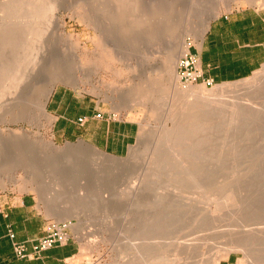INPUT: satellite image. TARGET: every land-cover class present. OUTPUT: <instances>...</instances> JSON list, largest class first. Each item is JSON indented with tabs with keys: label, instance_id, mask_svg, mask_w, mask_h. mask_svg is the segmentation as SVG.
<instances>
[{
	"label": "rangeland",
	"instance_id": "rangeland-1",
	"mask_svg": "<svg viewBox=\"0 0 264 264\" xmlns=\"http://www.w3.org/2000/svg\"><path fill=\"white\" fill-rule=\"evenodd\" d=\"M55 1L58 6L53 15L55 18L44 23L47 24L44 28L46 35L40 37V40L41 43L44 42V47L49 48L48 56L46 52L47 58H57V61L53 58L51 64L54 60L55 62L51 67L57 65L55 70L58 72L52 70L51 74L50 70V76L59 75L61 79L51 91L45 110L41 108L38 99L50 87V83L43 81L41 76V72H47L51 68L50 62L37 65L39 74L36 79L23 81L18 89H12L10 86L11 89L8 90L7 87V91L5 90L8 82H12L4 72L8 74V69L12 70L10 68L15 60L26 51L20 47L23 42L22 32H26L20 23L26 19L27 13L20 12L16 19L13 18L10 25L13 27L14 24L15 28H8L0 22V130H3L5 135V138L0 135V202L5 195H29L37 202L38 210L51 221L72 223L73 238L81 242L89 264H164L160 261L167 257H171L172 263L174 259L173 264H202L200 261L203 258V264H217L230 254L239 258V264H264V238L255 239V236L249 237L246 232H242L247 227L242 226L244 223L248 225V229L249 226L253 228L255 222L262 224L259 227H264V66L243 80L218 82L213 87H206L202 82L193 84L198 92L204 88L207 97L212 95V98L218 97V85H225L226 88L229 85L230 88L234 87L235 94L241 97L242 102L253 104L263 111L262 113L258 110L260 113H255L257 109L252 105L251 111H243L245 113L239 117L241 120L237 118L238 120L233 122L227 119V113L204 117L206 111L201 109L204 107L201 106L202 99H196L197 96H200V99L202 95H185V89L189 85H184L178 75L180 59L201 41L202 31L208 21L210 25L216 17L238 7L250 5L263 8L264 0H219L217 4L213 3L215 0ZM215 9L218 13L216 17L213 16ZM19 15L20 18L23 17L22 20ZM139 23L142 27L136 30ZM1 26L7 27L8 30ZM155 33L158 36L154 40L152 36ZM36 42H32L30 47L33 48ZM18 45L20 46L17 48ZM4 90L6 93L3 94ZM56 91H66L76 101L84 102L88 106L99 104L103 113L112 120L128 119L137 122L139 134L129 154L116 157L82 140L56 138L54 118L47 108L51 96ZM203 95L206 96L205 92ZM187 100L191 101L188 103ZM253 107L256 109L254 112ZM253 113L256 116L257 113L262 114L261 118L253 117ZM198 125L205 126L208 131L199 132ZM182 129L185 130V135ZM15 131L32 140H43V143L30 147L28 139L13 137ZM189 131L197 137H189ZM187 133V137L192 139L191 142L201 138L202 143L198 141V149H205H197V152L207 155L204 159L205 165L200 163L204 166L201 167L203 173L207 172L205 176L210 178L206 177L209 184L205 185L201 170L200 174H196L200 181L196 177L198 183L194 184L196 187L200 186L201 190L195 189L193 185L189 187L190 182L180 187V191L184 187V195L186 193L188 198L192 196L193 199V195L196 197L199 194L196 198H200L201 203L198 202L200 199L195 198L199 206L195 204L197 208L203 209L196 210L195 207L194 212L187 213V210L186 214L183 209L179 210L174 205L150 208L156 193H166L170 185L165 188L166 192L159 187L168 180L178 178L177 175H180L179 172H183V169L185 171V168L178 169V166L175 168L170 165V162L174 161V155L169 148L174 146L178 135L181 136L182 142L188 143L183 140ZM205 137L207 140L203 144L202 138L205 140ZM196 141L194 145H190L189 141L188 145L195 147ZM184 143H181L182 148L186 145ZM81 144L82 149L80 153H75L74 159V155L66 154L68 146L76 148ZM154 150H157L156 154L161 157V162L160 158L154 157ZM190 161L192 164L193 160ZM157 162H160L159 165L167 164L169 168L165 166L160 170L161 167L158 166L159 170L155 172L154 167L149 164L155 166ZM189 162L187 165L191 166ZM94 163H100L101 168H94ZM113 164L117 170L111 168ZM152 171L155 172L154 175ZM104 173L105 181L97 182ZM185 174L188 176L189 173H181L179 178ZM191 176L187 177L189 181L195 179ZM199 182L203 183V188ZM174 187L172 191L169 190L171 194L174 193ZM204 188L206 189L203 190ZM95 189L101 192L98 198L92 196ZM190 193L192 194L189 195ZM224 197H227L226 200L232 198L231 202L234 201L235 204L232 205L230 199L226 201ZM73 204L85 209L82 217L78 214L65 215V210ZM244 204L246 206L243 207ZM92 207L94 211L91 212L89 209ZM176 210L185 215L178 217L173 226H169L171 220L166 218L158 227L153 222V230L146 229V225L147 228L153 227L152 222H147L148 212L170 214ZM200 210L204 213L209 210L207 215L211 218L201 212L202 219L198 212ZM247 218L251 219L250 222ZM243 221L245 222L242 223ZM240 225L244 228H240ZM186 235H189V238L198 236L196 243L199 249L195 253V261V257L187 258L186 261L184 255L176 254L177 242L183 241L182 238ZM246 236L252 241L246 240ZM247 241L250 244L244 245ZM143 242L150 243L154 250H151V255H147L150 252L148 251L144 257L138 258L133 248L141 247ZM157 244H160L162 249H157ZM176 255L180 256V259ZM259 256L261 259L257 261Z\"/></svg>",
	"mask_w": 264,
	"mask_h": 264
},
{
	"label": "crops",
	"instance_id": "crops-1",
	"mask_svg": "<svg viewBox=\"0 0 264 264\" xmlns=\"http://www.w3.org/2000/svg\"><path fill=\"white\" fill-rule=\"evenodd\" d=\"M191 51L199 57L204 77L215 83L252 76L264 66V7H238L216 17ZM47 108L54 118L56 138L82 140L112 156L128 155L139 134L137 122L112 120L99 104L88 106L66 91L54 92ZM99 113L102 117L97 116ZM37 206L29 195L3 197L0 202V264H89L77 238L45 251L39 258L16 257L11 233L17 241L29 245L45 236L51 219ZM217 264H239V258L230 254Z\"/></svg>",
	"mask_w": 264,
	"mask_h": 264
},
{
	"label": "bare ground",
	"instance_id": "bare-ground-1",
	"mask_svg": "<svg viewBox=\"0 0 264 264\" xmlns=\"http://www.w3.org/2000/svg\"><path fill=\"white\" fill-rule=\"evenodd\" d=\"M211 1V0H210ZM58 2H59V0H58ZM219 2V0H215L213 3L214 4H217ZM60 3V2H59ZM212 6V5H211ZM215 6V5H214ZM58 6H57V3H56V1L54 2V0H0V13H2V15H3V17H2V15L0 16V22L3 24V25H5V26H8V28H9V26H11L10 25V23H12L13 21V18H15L16 19V15H18V14H20V12H24L25 14H26V16H25V14H23L24 16H25V20L24 21H22L23 23H20V24H22V28H23V30L25 31L26 30V32H22L23 34V40H22V38H20V37H18V38H20L23 42H21V46L20 45H18L17 46V48L20 46V47H23L22 49H26V51H25V53L20 57H18L16 60H15V62L12 64L13 65V67L11 66V68L10 69H12V70H9L8 69V71H10V72H8V74H6L5 72H4V74H5V76H7L10 80H11V82H12V84L10 83V82H8V85L6 86V88H5V90L7 91V87H8V90H9V88H10V86H11V88L13 89H18V87H19V85L23 82V81H30L31 79H36V76L39 74H37V65L38 66H41V64H44L45 62H50V66L49 67H51V65L55 62V60H54V62L51 64V61L53 60V54L51 55L53 58H47V56H48V51H47V49H49L47 46H45L44 47V45H43V43H41V38L40 37H43V35H46L45 33L46 32H44V28H45V26L47 25V24H45L44 25V23H46L47 21H49L50 22V19H53V15H54V12L56 11V8H57ZM212 8V7H211ZM58 9V8H57ZM215 11H216V9H215ZM214 13V12H213ZM5 14V15H4ZM213 15V14H212ZM218 15V13H217V11L214 13V15L213 16H217ZM19 18H20V15H19ZM23 18V17H22ZM22 18H20L21 20H22ZM55 18V17H54ZM119 19V18H118ZM0 23V24H1ZM138 24V23H137ZM140 25H138V26H136V30H138V29H140L141 27H142V25H141V23H139ZM142 24H144V23H142ZM4 26V27H5ZM15 25L13 24V27H14ZM48 26H49V23H48ZM2 28H4L3 26H1ZM12 27V26H11ZM10 27V29L11 30H13L12 28ZM16 27H17V25H16ZM208 27H209V21L207 22V24H206V27H205V29H204V31H202L203 33H202V35H201V38H203V36H204V34L206 33V31H207V29H208ZM15 28V27H14ZM19 28V27H18ZM5 29H7V27H5ZM47 29V28H46ZM8 30V29H7ZM16 31H18L19 32V30L17 29ZM3 33V32H2ZM6 34H7V32H5ZM14 33V32H13ZM20 33V32H19ZM12 33H10V35H11ZM17 34V33H16ZM14 35V34H13ZM21 34H19V36H20ZM5 36V35H4ZM16 36V35H15ZM158 35H156V33L155 34H153V36H152V39H154L155 40V37H157ZM8 37H9V34H8ZM17 37V36H16ZM15 37V38H16ZM7 38V37H6ZM10 38V37H9ZM14 39V38H13ZM17 39V38H16ZM15 39V40H16ZM10 40H11V38H10ZM5 41H6V39H5ZM9 41V40H8ZM14 41V40H13ZM18 41H19V39H18ZM36 42L35 44L33 43V45H35L33 48L32 47H30L31 46V44H32V42ZM20 42V41H19ZM18 42V43H19ZM6 43V42H5ZM23 43V44H22ZM42 45H41V44ZM13 44V43H12ZM15 44H17V42L15 43ZM12 46V45H11ZM7 47V46H6ZM13 47H14V45H13ZM179 47V46H178ZM178 47H177V49H178ZM12 48V47H11ZM15 48V47H14ZM32 48V49H31ZM185 48V47H184ZM180 49V48H179ZM168 50H170V49H168ZM46 52H47V56H46ZM172 52H173V50H172ZM169 53V52H168ZM171 54V53H170ZM169 54V55H170ZM50 56V55H49ZM172 56V55H171ZM56 58V57H55ZM54 58V59H55ZM168 58V57H167ZM172 58V57H171ZM170 58V59H171ZM174 58H176V57H174ZM49 59H51V60H49ZM56 61H57V58H56ZM174 61V60H173ZM172 61V62H173ZM176 62H177V58H176ZM175 63V62H174ZM174 63H172V64H174ZM55 64H57V63H55ZM54 64V65H55ZM166 64V63H165ZM176 64V63H175ZM170 65V64H169ZM177 65V64H176ZM175 65V66H176ZM57 66V65H56ZM56 66L53 68V67H51V68H49V71H47V72H41L42 74H41V76L43 77V81H47V82H49L50 83V87H49V89H46L43 93H42V96L38 99L39 100V104L41 105V108L43 109V110H45L46 109V105H47V100L49 99V95H50V93H51V91L54 89V86L56 85V83L58 82V80H60L61 78L59 77V75L58 76H56V77H53V76H50V73L52 74V70L53 71H57V70H55V68H56ZM167 66V65H166ZM32 69V70H31ZM45 70H46V68H44ZM40 70H41V68H40ZM50 70H51V72H50ZM166 70H168V69H166ZM165 70V71H166ZM42 71V70H41ZM39 72V71H38ZM50 72V73H49ZM58 72V71H57ZM175 73V72H174ZM4 74H3V76H4ZM4 76V77H5ZM40 76V75H39ZM3 77V78H4ZM7 78V79H8ZM178 78V77H177ZM179 79V78H178ZM38 80V79H37ZM176 80V79H175ZM32 81V80H31ZM172 81H173V78H172ZM36 83V82H35ZM171 83H173V82H171ZM10 84V85H9ZM175 84V83H174ZM236 84H238V83H236ZM13 85V86H12ZM228 85V84H227ZM258 85H260V84H258ZM257 85V86H258ZM172 86H173V84H172ZM171 86V87H172ZM225 85H218V87H216L217 89H218V92L216 93L217 94V96L219 97H209V95H208V97H207V94H206V91H205V89L204 88H202V90L201 89H199V90H201V91H197L196 90V88L194 87V85H189L188 87H187V89H185V92H184V94L185 95H187V96H192V95H196L197 96V94H200V95H202L201 96V98L200 99H198L200 96H197V101L198 100H201L202 99V105L201 106H203L204 105V107H202L201 109H205L204 111H206L205 113L206 114H204V117L205 116H207V115H218V114H220V113H223V114H225V113H227V116H228V120H232V122L233 121H236V120H238L237 118H239L241 115H242V113L244 114L245 112H243V111H246V110H248L249 111V109H250V111L252 110V105L253 104H248V102L247 103H244V101L242 102L241 101V97L240 96H237V94H235L236 93V90L234 89V87H232V88H230V87H228L227 86V88L226 87H224ZM231 86V85H230ZM203 87V86H202ZM239 87V86H238ZM10 88V89H11ZM198 88H200V87H198ZM4 90V92H3V94L4 93H6V91ZM243 90V89H242ZM174 91H175V89H174ZM210 91V90H209ZM253 91V90H252ZM262 91V90H261ZM204 92H205V95L206 96H204L203 94H204ZM212 92V91H211ZM240 92V91H239ZM260 92V91H259ZM241 93V92H240ZM254 93V92H253ZM261 93V92H260ZM2 94V95H3ZM257 95V94H256ZM251 97V96H250ZM254 96H252V98H253ZM188 98V97H187ZM194 99H195V97H193ZM257 98V97H256ZM190 99V98H189ZM196 99H195V101H196ZM249 99V98H248ZM193 100V99H192ZM252 100V99H251ZM191 101V100H190ZM189 101V102H190ZM253 101H254V99H253ZM187 102H188V100H187ZM188 102V103H189ZM194 102V101H193ZM191 105V104H190ZM189 105V106H190ZM200 105V104H199ZM188 106V105H187ZM254 106V105H253ZM192 107V106H191ZM194 107V106H193ZM256 109L258 108V107H256V106H254ZM253 107V112L256 110L255 108ZM190 108V107H189ZM264 109V108H263ZM261 110V108H259V109H257V111H255V113L256 112H259V111ZM196 111H198V110H196ZM262 111V110H261ZM186 112V111H185ZM192 112H193V110H192ZM247 112V111H246ZM202 113V112H201ZM255 113H253V114H255ZM260 113V112H259ZM262 113H263V111H262ZM199 114V113H198ZM252 114V115H253ZM197 115V114H196ZM262 115V114H261ZM261 115H258V113H257V116H258V118L261 116ZM185 116V115H184ZM243 116V115H242ZM256 116V114H255V116H253V117H257ZM201 117H203V114H202V116ZM217 117H220V116H217ZM222 117V116H221ZM220 117V118H221ZM186 118V117H185ZM199 118V117H198ZM261 118V117H260ZM178 120H179V117L177 118ZM243 119V118H242ZM182 120H183V118H182ZM205 120V122H206V119H204ZM239 120H241V118H239ZM224 121V120H223ZM226 121V120H225ZM224 121V122H225ZM176 122V121H175ZM182 122V121H181ZM179 123V122H178ZM202 123V122H201ZM213 123V122H212ZM212 123H210V124H212ZM229 123V122H228ZM231 123V122H230ZM239 123V122H238ZM181 124V123H180ZM205 124V123H204ZM208 124V123H207ZM206 124V125H207ZM214 124H215V122H214ZM235 124V123H234ZM176 125H178V124H176ZM228 125V124H227ZM230 125V124H229ZM233 125V124H232ZM187 126V125H186ZM199 126L200 125H198V128H199ZM189 127V126H188ZM201 127H202V129H201ZM207 127V126H206ZM193 129V128H192ZM200 129H201V131H200ZM217 129H218V127H217ZM220 129V128H219ZM166 130V129H165ZM181 130V129H180ZM197 130V129H196ZM209 130H211V129H209ZM224 131H225V129H223ZM222 130V131H223ZM169 131V130H168ZM202 131L205 133V132H207L208 131V129H206L205 128V126H203V125H201L200 126V128H199V132H201L202 133ZM213 131V130H212ZM169 132H171V131H169ZM176 132V131H175ZM181 132V131H180ZM179 132V133H180ZM191 131H189L188 133H190ZM3 133H4V131L3 130H0V135L2 136V137H4L5 135H3ZM178 133V132H177ZM182 133H183V135H185L186 134V132H185V130L183 131V129H182ZM188 133H187V135H186V137L184 136L183 137V140H187L188 141V143H184V142H182V140L180 139L181 138V136H183V135H181V133H180V135L181 136H179L178 135V137H176V139H175V141L177 140V144H176V142L174 141V146L173 145H171V147L169 148L170 149V151H171V153H172V155H174V161L173 162H170V161H168V162H170V165L171 166H175V168H176V166H178L177 168L179 169V167L180 168H185V171H184V169L182 170L183 172H179V174L181 175V173L183 174L184 172L185 173H189L188 174V176H191L192 174L194 175L193 177H195V179L191 176V178H193V179H190V181L188 180L189 178H187L188 176H186V174L185 175H182L181 176V178H179L180 177V175H177V176H179L178 178L174 175V177H176V179L174 180H168V182L170 181V183H168V182H166V183H164L163 185H161V187H159V189H164L165 190V188L166 187H168L169 185H170V187H169V190H171L172 189V187H174L173 188V191H174V193H170L169 192V190L167 189V192H166V190H165V192L166 193H164V192H160V191H158L157 193H156V195H155V197H154V199L151 201V203H150V208H153V207H157V206H165V205H170V206H172V205H174L176 208H178L179 210H181V209H183L184 210V213H186V211H187V213L189 212V211H191V212H194V209H195V207H196V210H199V209H203L202 207L201 208H197V205L195 204V203H197L194 199L199 195V194H197V190H195V191H197L195 194H197L196 195V197H195V195H193L194 196V199H193V197L191 196V198H188V196H186V193H185V195H184V193L182 192L183 191V189H184V187L183 188H181L182 190L180 191V187H182V186H184L185 184H189L190 182H191V184H190V186L189 187H191L192 185H193V187L196 185V183H198L197 182V178L196 177H198V176H196V174L199 172V174H200V171L202 170L201 169V167L203 168L204 166H202L203 164L205 165V157L207 156L205 153H201V152H197V149H198V146L200 145L199 143H198V141L200 142V143H202L201 142V138H197L198 140L196 141V139H195V141H196V145H195V147L193 146H189L188 144H190V142L192 141V139H193V137L195 136L194 134V136L192 135V132L190 133V136L189 137H191V136H193V137H191L190 139H189V137H187L188 136ZM168 134V133H167ZM13 137H16V139L17 138H24V139H28V141L30 142V147H35L36 145H40L41 143H43V140H39V139H37V140H32L30 137H28V136H26V135H22L21 133H18V132H13ZM174 137H175V135H173ZM195 137H197V136H195ZM201 137V136H200ZM5 138V137H4ZM187 138V139H186ZM169 139V138H168ZM180 140V141H179ZM206 137H205V140H203V138H202V141H203V144H205L206 143ZM168 141H171V140H166V142H168ZM190 141V142H189ZM195 141H193V142H191V144L190 145H194V143H195ZM172 142H173V138H172ZM181 143H184V147L182 148V145H181ZM198 143V144H197ZM202 144V145H203ZM198 145V146H197ZM207 145V144H206ZM167 146H169V145H167ZM178 148H177V147ZM188 146V147H187ZM184 150V148H185V150L184 151H182V149ZM196 148V149H195ZM201 148V147H200ZM199 148V149H200ZM203 148V147H202ZM202 148H201V151H202ZM81 149H82V144H81V146H77L76 148L74 147L73 148V146H68V148H66V154L68 155V153L71 155L72 154V156H70V157H72L73 159H74V157H75V153L77 154V153H80V151H81ZM199 149H198V151H199ZM203 149H205V148H203ZM207 149V148H206ZM68 151V152H67ZM155 151V153L153 154L154 155V157L156 156L157 157V159L158 158H160V162L162 161L161 160V157H159V155H157L156 154V152H157V150H154ZM153 151V152H154ZM168 153H169V150L167 151ZM205 152V151H204ZM161 153V152H160ZM170 153V154H171ZM69 156V155H68ZM165 156V155H164ZM78 157V156H77ZM155 157V158H156ZM171 157V156H170ZM189 158H191L190 160H196V161H194V163H193V161H192V164L190 163L191 161L189 160ZM76 159V158H75ZM167 160V159H166ZM16 161H18V160H16ZM159 161V160H158ZM190 161V162H189ZM152 162H154V160H152ZM160 162H157L158 164H155V166L153 165V164H149V166H151L152 165V167H154V168H156V170L153 168V170L156 172V171H158L159 169L157 168L158 166H160L161 168H160V170L162 169V167L164 168L165 166H167V162H165V164L166 165H163V163H162V165H159V163ZM187 162H189V165H191V166H188L187 165ZM200 162H202V163H200ZM74 163H76V162H74ZM84 163V162H83ZM82 163V164H83ZM202 164V165H201ZM157 165V166H156ZM168 165H169V163H168ZM208 165V164H207ZM85 166V165H84ZM96 166V167H95ZM148 166V167H149ZM168 167V166H167ZM190 167H191V169H192V171H191V169H190ZM85 168V167H84ZM94 168H97V170L98 169H100L101 168V164L100 163H94ZM111 168L112 169H114V170H117V167H115V165L113 164L112 166H111ZM169 168V167H168ZM171 168V167H170ZM175 168H173V169H175ZM189 169H190V172H189ZM104 170V169H103ZM150 170H152V168L150 167ZM199 170V171H198ZM107 171V170H106ZM154 171H152L153 172V175H154ZM206 171V170H205ZM204 171V172H205ZM102 171H100V173H101ZM108 172V171H107ZM96 173V172H95ZM103 173V172H102ZM101 173V174H102ZM106 173V172H105ZM105 173L102 175V176H100L99 178H98V180H97V182H99V183H103L104 181H105V177H104V175H105ZM150 173H151V171H150ZM171 173V172H170ZM178 173V172H177ZM202 173H203V170H202ZM207 173V172H206ZM205 173V174H206ZM100 174V175H101ZM205 174L203 173V175H204V178H205V180L204 179H202L203 181H204V183H205V185H206V183H207V181H208V179L210 178H208L207 176H205ZM156 175V174H155ZM207 175V174H206ZM211 175V174H210ZM108 176V175H107ZM186 176V177H185ZM209 176V175H208ZM185 177V178H184ZM201 177H202V174H201ZM208 179H207V178ZM171 178V177H170ZM172 178H173V176H172ZM171 178V179H172ZM199 178L200 177H198V180H199ZM206 179H207V181H206ZM200 181V180H199ZM202 181V182H203ZM214 181V180H213ZM174 183V184H173ZM200 183V182H199ZM213 183H215V182H213ZM6 184V183H5ZM195 184V185H194ZM201 184H203V183H200V185ZM207 184H209V182L207 183ZM4 185V184H3ZM172 186V187H171ZM202 186V185H201ZM211 186H212V184H211ZM218 186V185H217ZM222 186V185H221ZM186 188V187H185ZM187 188H188V186H187ZM196 188H198V190H201V189H199L200 188V186L199 187H196L195 186V189ZM202 188H203V186H202ZM212 188V187H211ZM219 188V187H218ZM206 188H204L203 190H205ZM210 189V188H209ZM230 189V188H229ZM99 190V189H98ZM98 190H94V192L92 193V196L94 197V198H98L99 197V195H101V192L100 191H98ZM178 190L180 191V192H178ZM217 190V189H216ZM172 191V190H171ZM210 191H212V190H210ZM215 191V190H214ZM233 191V190H232ZM170 194H169V193ZM202 192V191H201ZM229 192V191H228ZM168 193V194H167ZM232 193V192H231ZM231 193H229V195L231 194ZM192 193H190L189 195H191ZM206 194V193H205ZM212 194V193H211ZM205 196V195H204ZM208 196V195H207ZM225 196V195H224ZM263 196V195H262ZM199 197V196H198ZM201 197V196H200ZM130 198V197H129ZM225 198V200H226V198L227 197H224ZM223 198V199H224ZM198 199H200V198H198ZM197 198H196V200H198ZM230 199V200H229ZM227 200H229L230 202H231V200H232V198H228ZM226 200V201H227ZM224 201V200H223ZM237 201V200H236ZM262 201H264V199H262ZM135 202H136V199H135ZM198 202H200L201 203V199H200V201L198 200ZM222 203V202H221ZM227 203V202H226ZM225 203V204H226ZM232 203V202H231ZM233 203H234V201H233ZM233 203H232V205H233ZM240 203V202H239ZM198 204V203H197ZM235 204V203H234ZM228 205V204H227ZM230 205V204H229ZM231 205V206H232ZM237 205H242V204H237ZM198 206H199V204H198ZM201 206V205H200ZM218 206V205H217ZM244 206H246L245 204L243 205V207ZM223 207V206H222ZM241 207V206H240ZM243 207H241V208H243ZM220 208V207H219ZM191 209H193V211L191 210ZM91 212L92 211H94V208L92 207V208H90L89 209ZM205 210V209H204ZM218 210V209H217ZM241 210V209H240ZM240 210H238V211H240ZM263 211H264V209H262ZM84 211H85V209H83V208H81L79 205H77V204H73V205H71L69 208H67L66 210H65V215H67V216H71V215H76V214H78V215H80L81 217L84 215ZM89 211V213H91ZM151 211V210H150ZM206 211V210H205ZM211 211V210H210ZM219 211V210H218ZM237 211V212H238ZM177 212V213H176ZM176 212L175 213H170V214H167V213H162V214H159V213H157V214H155V213H153V212H148V216H147V218L149 219L147 222H149V223H151L152 222V224L151 225H153V222H155V225L158 227V225H160V223H161V221L163 220V219H166V218H169L168 220H171L170 221V225L169 226H173V224L175 223V221L177 220V218L178 217H182V216H184L185 214H183V213H180L179 211H177L176 210ZM196 213H197V211H195ZM198 212H200V214H201V212H203L204 213V211H198ZM242 212V211H241ZM240 212V213H241ZM186 213V214H187ZM202 213V214H203ZM207 213H210L209 212V210H207ZM207 213H204L206 216H209V215H207ZM239 213V214H240ZM248 213V212H247ZM199 214V213H198ZM199 214V215H200ZM202 214H201V218H202ZM77 215V216H78ZM198 215V216H199ZM204 215V217L206 218V216ZM87 216V215H86ZM165 216V218H163ZM236 216V218H237V215H235ZM197 217V216H196ZM210 218H211V216H209ZM162 218V219H161ZM200 217H198V219H199ZM201 218H200V220H201ZM213 218V217H212ZM203 219V218H202ZM248 220L247 221H249L250 222V220L251 219H249V218H247ZM199 220V221H200ZM216 220V219H215ZM256 220V219H255ZM246 221V222H247ZM253 221V220H252ZM82 221H80V223H81ZM146 222V223H147ZM165 222V221H164ZM177 222V221H176ZM245 221H243L242 223H244ZM248 223V222H247ZM254 224V223H253ZM150 225V224H149ZM167 225V224H166ZM249 225H250V223H249ZM255 225V226H254ZM253 226L255 227H253L252 228V226H249V229H248V225L246 224L245 225V223L242 225V226H247L245 229H248L247 231H245V229H244V231H242V232H246L245 234H248L249 235V237H254L255 236V239H257V238H259V237H261V238H264V227H259V225H262V224H258V223H256L255 222V224H254ZM75 226V225H74ZM241 225L239 226L240 228H244V227H242ZM145 227V226H144ZM148 226L146 225V229L148 230V229H152L153 230V228H154V225H153V227L151 226V228H147ZM250 227L252 228V229H250ZM74 228V227H73ZM234 229V228H233ZM149 230V231H150ZM238 230V229H237ZM215 231H217L216 229H215ZM220 231V230H219ZM224 231V230H223ZM222 231V232H223ZM240 231V230H239ZM227 232V231H226ZM150 233V232H149ZM152 233V232H151ZM156 233H157V231H156ZM224 233H225V231H224ZM141 234V233H140ZM144 234V233H143ZM171 234V233H170ZM145 235V234H144ZM196 237H198V236H196ZM196 237L195 238H189V235H186V236H184V238H182V239H184L183 241L181 240H179L178 242H177V245H176V251H173V252H176V254L178 255H180V256H182V255H184L185 256V258H186V261H187V258H192L193 259V257H195V253L198 251V243H196ZM247 238V236L245 237L246 238V240H251L250 238ZM154 238V237H153ZM148 239H150V238H148ZM142 241V240H141ZM147 241V240H146ZM252 241V240H251ZM250 241V242H251ZM144 243V242H143ZM150 243H148V242H146V244L144 243V245H142L141 247H134L133 249L135 250V252L137 253V257L139 258V256L140 257H144V255L145 254H147L148 253V251H150L147 255H149L152 251L151 250H154V248L153 247H151L150 245H149ZM248 244V241H247V243L246 244H244V245H247ZM250 244V243H249ZM248 244V245H249ZM254 244V243H253ZM154 245V244H153ZM251 245H252V243H251ZM157 247H159V248H161L162 249V246L160 245V244H157V246H156V248ZM236 247V246H235ZM241 247V246H240ZM244 247V246H243ZM247 247V246H246ZM237 248V247H236ZM158 249V248H157ZM248 249V248H247ZM128 250V249H127ZM153 253V252H152ZM249 253V252H248ZM134 255V254H133ZM132 255V256H133ZM151 255V254H150ZM176 255V257H178V259H180L179 257L180 256H177ZM261 255V254H260ZM262 256V255H261ZM261 256H259V258L257 259V257H256V259H257V261H260V259H261ZM173 257V256H172ZM133 258V257H132ZM131 258V259H132ZM174 258V257H173ZM137 259V258H136ZM158 259V258H157ZM162 259V258H161ZM160 259V260H161ZM159 260V259H158ZM176 260V259H175ZM182 260V259H181ZM181 260H179V261H181ZM185 260V259H184ZM184 260H182V261H184ZM196 260V257L194 258V261ZM203 260H205L204 258H203ZM203 260H198V262L200 261V263H202L203 264ZM176 261H178V260H176ZM185 261V262H186ZM193 261V260H192ZM203 261V262H202ZM160 262H163L164 264H173L174 263V259H173V263H172V259H171V257H167V258H163L162 259V261H160ZM178 264L180 263V262H177ZM182 264V263H181ZM187 264H189V263H187ZM259 264V263H258Z\"/></svg>",
	"mask_w": 264,
	"mask_h": 264
},
{
	"label": "built area",
	"instance_id": "built-area-1",
	"mask_svg": "<svg viewBox=\"0 0 264 264\" xmlns=\"http://www.w3.org/2000/svg\"><path fill=\"white\" fill-rule=\"evenodd\" d=\"M178 75L180 81L185 85H193L202 82L206 87L216 85L214 80L205 78L201 69L200 59L190 50L183 56L178 64ZM102 117L101 113L97 115ZM83 122V119L79 120ZM72 223L50 221L46 227L45 236L29 245L28 242H19L14 233L10 234L13 241L14 252L19 259L39 258L42 254L55 246L66 245L72 238Z\"/></svg>",
	"mask_w": 264,
	"mask_h": 264
}]
</instances>
